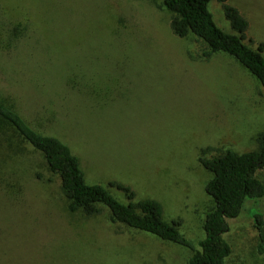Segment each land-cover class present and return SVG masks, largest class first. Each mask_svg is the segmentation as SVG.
<instances>
[{
    "label": "rangeland",
    "instance_id": "obj_1",
    "mask_svg": "<svg viewBox=\"0 0 264 264\" xmlns=\"http://www.w3.org/2000/svg\"><path fill=\"white\" fill-rule=\"evenodd\" d=\"M227 4L248 23L244 43L257 49L264 0ZM209 10L235 34L218 2ZM172 16L161 0H0L10 45L0 55V100L68 145L87 184L122 204L129 200L110 182L130 188L135 202H159L197 250L213 207L199 158L256 148L264 87L225 54L203 59L205 44L176 37ZM30 159L39 178H25L19 200L0 195V264H187L190 249L112 223L105 210L69 214L58 178L39 154ZM257 178L264 185V168ZM254 211L264 220V196L228 221L226 264H264Z\"/></svg>",
    "mask_w": 264,
    "mask_h": 264
},
{
    "label": "trees",
    "instance_id": "obj_2",
    "mask_svg": "<svg viewBox=\"0 0 264 264\" xmlns=\"http://www.w3.org/2000/svg\"><path fill=\"white\" fill-rule=\"evenodd\" d=\"M212 0H161L163 7L173 14L170 29L178 38L194 36L205 44L201 57L208 59L216 53L233 58L264 87V42L257 49L244 43L248 23L227 0H215L225 20L235 34L222 31L214 22L209 10ZM0 55L10 51L5 40V27L0 20ZM256 148L238 153L231 149L199 162L211 174L205 193L213 207L206 213L203 225L204 238L197 243L199 249L179 232L180 221L167 222L163 209L152 199L134 201V193L127 186L110 182L125 194L127 204L118 202L105 187L87 184L79 160L68 145L59 139L33 129L14 107L0 100V195L19 200L23 196L25 178L34 173L31 154H39L47 171L59 180V188L69 214H82L89 218L105 210L112 223L144 232L190 249L193 253L187 264H226L232 248L225 238L228 221L237 218L248 201L264 196V185L257 173L264 168V129L255 138ZM205 153V152H202ZM259 235L257 251L264 253V220L252 213ZM3 255V253H2Z\"/></svg>",
    "mask_w": 264,
    "mask_h": 264
}]
</instances>
